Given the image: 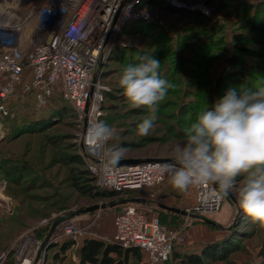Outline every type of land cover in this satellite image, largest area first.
Instances as JSON below:
<instances>
[{
	"label": "rangeland",
	"instance_id": "rangeland-1",
	"mask_svg": "<svg viewBox=\"0 0 264 264\" xmlns=\"http://www.w3.org/2000/svg\"><path fill=\"white\" fill-rule=\"evenodd\" d=\"M46 1H0V22H5L6 12L9 15L14 11L18 13L19 19L13 24L21 25L17 39L20 49L26 46L37 8ZM183 1L202 3L210 10L211 18L221 27L213 41L209 42L202 30L186 17L171 12L164 14L157 7L164 21L163 28L154 23L143 24L116 36L111 50L119 48L122 60L117 61L115 53H103L95 67L94 80L106 89L104 94L113 97L103 99L99 119L117 129L119 139L116 144L129 148L123 160H169L174 145L184 139V129L195 120L197 113L225 95L221 87H215L214 81L222 71L224 59L233 54L235 48L244 50L243 54H238L244 62L264 65V0ZM234 35L248 39L233 42ZM145 54L160 61V75L173 87L158 105L157 119L150 134L141 137L136 134V128L150 115V110L130 108L117 81L122 66L137 62V58ZM60 103L55 100L40 109L26 105L18 107L11 117L0 118L1 264H13L16 257L14 246L27 236L33 238L34 243H40L41 254L36 264H78L76 249L82 239L96 238L107 242L110 234H107L105 225L112 226V217L123 205L120 202L133 199H144L143 206L135 207L143 208L146 215L157 217L164 225L180 231L183 241L174 248L185 256L198 253L203 244L220 242L237 231V235H233L235 252L222 262L203 260V264H264V226L253 223L238 210V192L243 176L236 178L234 187L220 206H229L228 216L222 222L214 213L190 216L188 212L195 204L194 190L179 192L170 185L150 189L145 197H136V193L120 194L110 189L106 190L113 192L111 198H91L81 194L80 189L84 191V187L104 188L97 185L87 169L91 159L81 151V126L74 111L68 106L61 109ZM73 155L79 157L78 164L66 158ZM148 195L153 197L152 203ZM178 195L194 198L190 207L184 208L180 202L183 215L160 209L161 205L177 207ZM70 214V218L53 229L45 246H41L51 224ZM65 223L73 224L75 235L63 233L61 226ZM193 227L205 230L208 240H192L190 230ZM64 242L71 245L61 252L59 245ZM31 251L32 247L29 253Z\"/></svg>",
	"mask_w": 264,
	"mask_h": 264
},
{
	"label": "built area",
	"instance_id": "built-area-1",
	"mask_svg": "<svg viewBox=\"0 0 264 264\" xmlns=\"http://www.w3.org/2000/svg\"><path fill=\"white\" fill-rule=\"evenodd\" d=\"M146 1L47 0L36 10L35 23L23 49L17 41L21 25L13 24L19 19L18 13L14 11L3 17L8 24L0 23V118L13 116L18 107L33 105L40 109L55 100L64 102L74 111L81 126L80 146L82 153L91 159L87 165L89 173L100 188L120 194L154 189L168 182L155 171V166L165 161L120 166L115 174L101 176L96 170L95 158L82 138L87 125L101 114L102 95L106 89L93 77L103 53L111 50L116 36L129 24L154 23L164 27L160 11L157 8L147 10L143 6ZM159 1L177 9L203 15L210 13L202 3ZM73 26L86 33L83 39L76 42L67 39L66 33ZM202 191L207 188L194 190L195 204L188 212L190 216L216 213L224 200L205 202ZM61 228L65 235L76 233L71 223H65ZM112 228L107 242L121 248H138L144 255L145 264H171L173 248L183 241L178 229L162 225L157 217L148 216L132 205L120 207L112 217ZM39 247L40 243H34L30 236L19 241L14 246L13 264H36L41 254ZM2 260L3 255H0V264Z\"/></svg>",
	"mask_w": 264,
	"mask_h": 264
},
{
	"label": "clouds",
	"instance_id": "clouds-1",
	"mask_svg": "<svg viewBox=\"0 0 264 264\" xmlns=\"http://www.w3.org/2000/svg\"><path fill=\"white\" fill-rule=\"evenodd\" d=\"M86 33L71 27L70 42ZM160 61L141 55L137 62L122 66L118 85L130 108H147L150 115L137 125L136 134H150L172 83L162 78ZM88 152L95 158L101 176L115 174L129 148L115 143L116 128L103 119H93L82 134ZM157 175L167 178L176 191L207 188L205 202H219L230 194L237 177L244 179L238 192V210L264 226V86H238L197 113L184 129V139L174 145L169 160L155 166Z\"/></svg>",
	"mask_w": 264,
	"mask_h": 264
},
{
	"label": "trees",
	"instance_id": "trees-1",
	"mask_svg": "<svg viewBox=\"0 0 264 264\" xmlns=\"http://www.w3.org/2000/svg\"><path fill=\"white\" fill-rule=\"evenodd\" d=\"M143 6L149 11H153L154 9L159 7V9L163 11L164 14L167 12H171L186 17V19L193 22L198 28L202 30L203 35L207 38L209 42L213 41L214 35L219 34L221 31V27L217 24L215 20L211 18L210 14L203 15L196 11L192 12L185 9H177L159 0H148L143 3ZM143 24L148 25L150 23L129 24L121 29L119 36H122V34L124 35L125 32L130 31L131 29H134L136 27L139 28ZM247 39L248 37L246 36L244 37L242 35H234L233 42H243ZM235 49L236 50L233 52V54L229 55L226 59H224L222 71L214 81L215 87L217 89L221 87L224 92H227L229 89L236 88L241 85L252 87L253 89L259 86H264V65L253 64L251 62H244L238 57V54H243L242 52H244V50L238 48ZM112 53L117 54L115 55L117 61L120 62L122 60L121 57H119V53H121L119 48H114L110 50L107 54L111 55ZM247 53H249V50L247 51ZM105 98L107 100L113 99L110 94L103 93V99ZM60 104L61 109L69 107L62 101ZM66 158L71 163L78 164L80 162L79 157L76 155L67 156ZM144 160L146 161L147 159ZM79 188L81 187H77V189ZM84 189V191H81L80 189L81 194L88 195L91 198H111L114 196L112 191H107L106 189L99 190L91 187H84ZM148 190L150 189L130 191L128 192V194L136 193V197H145L146 194H149L147 193ZM148 198H150L149 195ZM159 222L161 223L160 220ZM161 224L164 225L163 223ZM231 229L232 228L227 229L226 231H229ZM235 234L237 235V231L231 232L229 236L225 237V239L220 242L203 244L200 246V250L198 251V253H195L193 255L185 256L184 254L175 251V248H173L170 256V263L174 264L172 261H183L185 263L187 262L192 264H203V260H208L211 262H222L227 256L237 250L233 241V235ZM70 245V243L64 242L59 245V250L61 252H64L69 248ZM76 259L78 264H145L144 255L138 248H121L119 245L94 238L82 239L81 243L76 249Z\"/></svg>",
	"mask_w": 264,
	"mask_h": 264
},
{
	"label": "crops",
	"instance_id": "crops-1",
	"mask_svg": "<svg viewBox=\"0 0 264 264\" xmlns=\"http://www.w3.org/2000/svg\"><path fill=\"white\" fill-rule=\"evenodd\" d=\"M162 186H169V183L166 182V183H164ZM174 193H176V192H174ZM176 194H178V193H176ZM180 196H181V195H178L177 198H176V202H178V203H175V204L178 205L177 207H171V208H170V207H167V206H163V205H161V206H160V209L164 210V211L167 212V213L183 215V214H182V212H183L182 210H184V208H186V207H190V206L193 204V202H194V198L192 197V199H191V197H189V199H188L187 197H183V196H181V198L183 197V199L181 200ZM143 200H144V199H143ZM149 202H151V203L153 202V198H152V197L149 199ZM180 202H181L183 205H185L184 208H183V206L180 204ZM164 207L167 208V209L175 210V211H177V212L170 211V210H166V209H164ZM220 208H221V209L218 210L217 213H214V214H216V218H218V219L221 220V222H222V221L226 220V218H227V216H228L229 206H228L227 204H224V205H222V207H220ZM139 209L143 210V208H141V207H139ZM214 214H213V215H214ZM105 230H106L107 234H110V237H111L112 232H113V228H112V226H110V224L105 225ZM190 231H191V232H190V238H191L192 240H199V241H205V240H208V237H207V234H206L205 230H202V231H201V230L198 229L197 227H193ZM94 239H96V238H94ZM205 242H206V241H205Z\"/></svg>",
	"mask_w": 264,
	"mask_h": 264
},
{
	"label": "water",
	"instance_id": "water-1",
	"mask_svg": "<svg viewBox=\"0 0 264 264\" xmlns=\"http://www.w3.org/2000/svg\"><path fill=\"white\" fill-rule=\"evenodd\" d=\"M154 161H164V160H155V159H147V160H146V162H154ZM137 163H139V162L136 161V160H122V161L120 162V166L135 165V164H137ZM125 201H126V200L120 202V204H123V205H121V207H122V206H127V205H132V206L141 205V206H143V205L145 204L144 200H141V199H133V200H130L129 202H125ZM164 209H166V210H170V211H174V212H177V211H175V210L167 209V208H165V207H164ZM71 216H72V215L70 214V215H68V216H66V217L59 218V219L55 220V221L51 224V227H50V229H49V231H48V233H47V235H46L44 241L42 242L41 246H45V244H46L48 238L50 237L51 233L53 232V229L57 226V224H59L60 222L66 220V219H68V218H70Z\"/></svg>",
	"mask_w": 264,
	"mask_h": 264
},
{
	"label": "bare ground",
	"instance_id": "bare-ground-1",
	"mask_svg": "<svg viewBox=\"0 0 264 264\" xmlns=\"http://www.w3.org/2000/svg\"><path fill=\"white\" fill-rule=\"evenodd\" d=\"M0 7H1V5H0ZM5 8H7V9H8V7H6V6H5ZM7 9H6V10H7ZM1 10H2V8H0V14H1ZM8 14H9V13H8V12H6V14H5V15H8ZM0 23H1V24H8L7 22H0ZM30 242H31V241L29 240V241H28V243H30ZM37 246H38V244H37ZM34 252H35V251H34Z\"/></svg>",
	"mask_w": 264,
	"mask_h": 264
}]
</instances>
